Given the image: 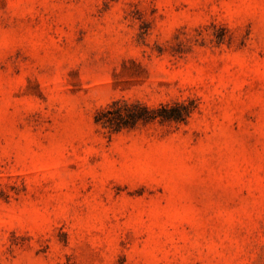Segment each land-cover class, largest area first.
I'll return each mask as SVG.
<instances>
[{"label":"rangeland","instance_id":"obj_1","mask_svg":"<svg viewBox=\"0 0 264 264\" xmlns=\"http://www.w3.org/2000/svg\"><path fill=\"white\" fill-rule=\"evenodd\" d=\"M0 264H264V0H0Z\"/></svg>","mask_w":264,"mask_h":264},{"label":"trees","instance_id":"obj_2","mask_svg":"<svg viewBox=\"0 0 264 264\" xmlns=\"http://www.w3.org/2000/svg\"><path fill=\"white\" fill-rule=\"evenodd\" d=\"M161 117H165V118H170V117H174L171 114H161Z\"/></svg>","mask_w":264,"mask_h":264}]
</instances>
